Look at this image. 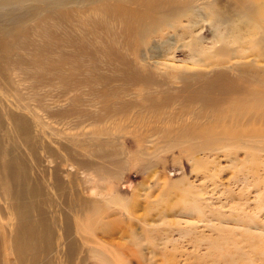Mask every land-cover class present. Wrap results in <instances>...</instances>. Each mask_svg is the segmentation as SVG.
<instances>
[{
    "label": "bare ground",
    "instance_id": "obj_1",
    "mask_svg": "<svg viewBox=\"0 0 264 264\" xmlns=\"http://www.w3.org/2000/svg\"><path fill=\"white\" fill-rule=\"evenodd\" d=\"M197 1L0 0V200L7 206L0 208V264H11V255L16 264H54L51 257L62 245L68 262L84 248L77 264H114L98 247L96 227L102 210L98 181L116 169L85 153L91 138L98 146L93 158L104 156L100 147L109 123L117 129L150 126L166 139L174 133L197 139L195 151L226 137L241 144L245 135L254 142L252 133L264 138V126H235L264 120V68L240 65L232 74L222 67L226 55L245 53L246 44L264 46V8L236 0V10L228 12L213 9L210 0ZM210 12L212 42H221L219 47L211 51L203 37L192 35L176 43ZM171 29L173 36H166ZM186 45L188 61L204 68L160 58L162 51ZM53 79L60 82L58 94L44 88ZM75 87L79 93H72ZM176 101L177 109H170ZM185 114L195 120L193 133L173 126ZM54 118L77 130L59 141ZM200 119L205 122L195 124ZM254 143L264 149V140ZM47 194L62 196L68 206L64 243L56 239L57 210L53 202L45 206Z\"/></svg>",
    "mask_w": 264,
    "mask_h": 264
},
{
    "label": "rangeland",
    "instance_id": "obj_2",
    "mask_svg": "<svg viewBox=\"0 0 264 264\" xmlns=\"http://www.w3.org/2000/svg\"><path fill=\"white\" fill-rule=\"evenodd\" d=\"M250 1L264 8V0ZM204 2L198 0L196 3L201 5ZM210 3L215 10H236V0H210ZM212 18L211 12L198 17V23L176 43L184 44L191 39V35L201 36V44L214 51L222 43L212 42L215 40ZM174 32L167 30L166 36L172 37ZM223 34H226V43L232 44L229 33L223 31ZM246 46L249 47L245 53L226 55L222 67L232 74L238 73L236 68L240 65L259 71L264 68V46L259 49L253 43ZM190 49L187 45L178 49L172 47L162 51L164 55L160 58L179 66H190L191 69L204 68L188 61ZM44 88L53 89L54 94H58L60 82L53 79ZM73 92L79 93L80 88L75 87ZM178 106L176 101L170 104V109H177ZM193 121L191 114H185L174 121L173 126L182 132L193 133L196 128ZM203 121L200 119L195 124H202ZM254 121L246 120L247 123L235 126H264V120ZM51 123L60 130V135H55L59 141H64V132L71 135L77 130L64 127L65 122L58 123L57 118ZM182 123H185V129L180 128ZM110 125L112 129L102 134L107 140L100 147L104 156L93 158L91 152L96 146L91 138L85 151L88 159H97L101 165L116 169L109 176H103L97 187L102 210L96 239L99 249L110 262L264 264V149L255 148L254 143L264 140L263 137L252 133L255 141L250 142L245 135L242 139L246 141L242 144L226 137L212 149L195 151L192 146L198 143L197 139L175 137L174 132L166 139L161 133H154L150 126L127 124V127L118 129L112 123L106 126L109 128ZM135 127L139 131L138 137L134 133ZM84 129L88 136L92 135V126L87 124ZM250 152L255 155H250ZM85 188L84 195L89 198L92 195L89 182H86ZM45 202V206H50L52 202L55 205L54 209H47L57 210L59 225L55 227L56 239L64 243L67 237L64 236L63 214L68 206L63 203L62 196L55 194H47ZM0 208L2 211L7 209L3 200H0ZM54 254L51 257L54 264H77L80 256L84 255V248L71 262L67 260L63 245ZM11 256V264H16ZM86 261L92 264L89 259Z\"/></svg>",
    "mask_w": 264,
    "mask_h": 264
}]
</instances>
